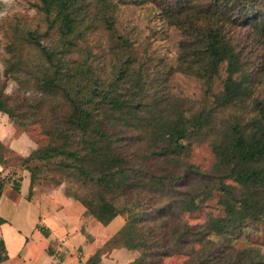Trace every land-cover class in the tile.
Returning a JSON list of instances; mask_svg holds the SVG:
<instances>
[{
	"label": "trees",
	"instance_id": "trees-1",
	"mask_svg": "<svg viewBox=\"0 0 264 264\" xmlns=\"http://www.w3.org/2000/svg\"><path fill=\"white\" fill-rule=\"evenodd\" d=\"M146 1L131 0L139 4ZM150 4L182 34L180 57L188 58L182 63L185 71L209 84L219 68L225 66L222 92L220 96L211 95L215 107L251 100L252 116L244 123L230 126L225 144L211 145L223 167L216 176L214 189L221 193L224 217L210 218L199 225L183 221L182 212L201 208L196 202L200 193L187 194L175 203L167 186L177 178L146 172L144 161L148 156L127 150L121 120L125 121V113L133 115V108L119 98L115 82L105 84L93 77L90 68L69 57L68 53L78 49L77 42L84 38V33L101 25L114 40L119 58H123L117 68L118 78L125 76L136 83L140 74L130 70L134 61L132 43L127 36L117 33L115 5L107 0H94L92 5L88 0H38L36 7L43 13L47 31L54 30L57 35L52 44H42L33 32H16L39 52L46 66L41 83L60 90L68 104L67 113L58 120L53 117L46 128L48 144L21 156V167L29 174V193L32 179L39 171L37 165L29 163L50 161L56 169L76 175L78 181L94 190L85 197L66 191L67 197L84 207L86 215L102 225L124 216L121 228L82 264H99L104 255L121 248L137 253L128 264H165L164 258L174 255L186 257L182 264H264V249L236 248L225 236L240 231L245 220H264V99H251V76L245 74L246 61L232 42L230 32L231 28H248L254 31L256 42L264 45V0H152ZM152 104L157 106L159 101ZM0 113L14 118L13 107L2 95ZM208 115V111H199L188 118L178 114L171 121L154 120L155 128L160 129H155L156 135L166 139L156 152L148 154L182 152L184 140L190 134L206 129ZM149 129L146 128L147 132L154 134ZM136 133L135 139H142L141 132ZM3 148L0 141V150ZM55 157L60 158L52 162ZM195 175L202 180L210 178L208 174ZM6 183L7 177L0 173V199ZM12 189L18 193L19 184L13 182ZM5 222L0 216V225ZM35 228L47 236L43 227ZM210 235H221L223 240L215 241ZM0 248L4 251L1 262L6 259L2 240ZM47 252L52 255V251Z\"/></svg>",
	"mask_w": 264,
	"mask_h": 264
},
{
	"label": "rangeland",
	"instance_id": "rangeland-1",
	"mask_svg": "<svg viewBox=\"0 0 264 264\" xmlns=\"http://www.w3.org/2000/svg\"><path fill=\"white\" fill-rule=\"evenodd\" d=\"M88 1L91 5L94 3V0ZM107 1L115 5L117 33L127 36L132 43L134 61L130 70L135 75L137 72L140 74L137 75L136 83L125 76L118 78L117 68L123 58H119L114 40L101 25L86 31L84 38L77 42L78 49L72 54L68 53L69 57L90 68L93 77H98L105 84L115 82L114 90L119 94V98L133 108V115L125 113V121L121 120L122 136L125 137L127 150L135 152L138 156H148L144 161L146 172L158 177L170 174L174 179L177 178L167 186L175 203L178 204L179 198L187 194L200 193L201 196L196 202L201 208L195 212H182L183 221L190 225H199L210 218L224 217V207L220 203L221 193L214 189L216 176L222 173L223 167L213 154L211 145L225 144L230 136V126L234 123H244L252 116L250 98L229 107H215L211 95L220 96L222 92L226 75L224 65L219 68L218 75L209 84L189 74L182 65L183 61L188 60L187 56L184 59L180 57L182 34L163 20L162 14L150 4L152 0L143 4L133 3L131 0ZM37 4L38 0H0V96L7 97L14 115L12 120L7 117L6 133L3 135L7 143H3L4 148L0 150V173L7 177L3 201H7V197L17 201L23 192L27 202L39 204V215L43 224L54 231L59 229L62 237L66 236L65 232L70 233L69 228L74 229L75 235L67 238L64 245L69 249L77 247L72 251L71 257L74 264H80L84 260V254L89 256L94 253L121 228L124 216L119 215L107 225H102L86 215L84 207L67 197L66 191L85 197L94 190L90 191L91 186L82 184L76 175L56 169L50 161L34 160L29 163L39 167L32 179L29 193V174L21 167L23 158L8 145V142L30 144L32 150L44 147L49 142V137L44 132L49 128L52 118L58 120L68 111L63 93L41 83L46 66L39 52L29 45L22 35L16 34L17 30L29 31L33 32L42 44L54 43L57 35L54 30L47 31L43 13L36 7ZM230 32L232 42L241 50L242 58L246 61L245 74L251 76V99H264V45L256 42L254 31L248 28H231ZM154 100L159 101L157 106L152 104ZM199 111H208L209 123L206 129L190 134L188 140H184L185 148L182 152L161 156L148 154L156 152L159 146L165 144L166 139L162 135H156L155 129H160L159 126L155 128L154 120L171 121L177 118L178 114L188 118ZM16 121L26 125H19ZM147 127L150 128L149 131H154V134L147 132ZM131 129L141 132L142 139H135L134 135L138 133ZM59 158H53L52 162ZM188 165L193 167L188 168ZM201 173L208 174L210 178L202 180L195 175ZM13 182L19 184L18 193L12 189ZM226 183L233 184L229 180H226ZM34 209L30 204H27L26 208L20 206L17 221L28 225L33 218ZM0 213L8 218L14 215L13 211L7 210L6 204L1 206ZM66 222L69 226L64 227ZM225 236L236 248L255 247L262 250L264 220L256 223L245 220L240 231H233ZM37 238L34 236L33 242L42 249ZM209 238L220 242L223 240L221 235H210ZM8 245L12 249L9 241ZM28 248L27 246L24 249L21 256L27 253ZM39 251L31 250L34 253L32 261L38 259ZM46 251L55 254V249L50 245ZM133 253L136 256V252L129 251L130 255ZM3 254L4 251L0 248V256ZM120 257L121 261L125 260L122 255ZM185 259L183 255H174L164 258V262L182 264ZM22 260L23 258L15 257L5 264H30ZM102 260L101 258L99 264Z\"/></svg>",
	"mask_w": 264,
	"mask_h": 264
},
{
	"label": "crops",
	"instance_id": "crops-1",
	"mask_svg": "<svg viewBox=\"0 0 264 264\" xmlns=\"http://www.w3.org/2000/svg\"><path fill=\"white\" fill-rule=\"evenodd\" d=\"M6 123H8L7 116L3 113H0V141L2 143H7L6 138L3 139V135L6 133ZM8 145L12 149L16 150L21 156L27 155L28 151L32 150V146L30 144H26V145L22 143L11 144L8 142ZM4 195L5 193L3 192V195L0 199V208L3 204H6L7 210L13 211L14 215L8 218L4 215H1L0 213V216L6 220L5 223L0 225V240H2L6 251V259L1 261L0 264H5L7 261L15 257L18 259L23 258L22 261L30 264L31 262H33L32 264H74L72 262L73 257H71V255H72V251L75 250L77 247L73 246L71 249H69L68 246L65 247L64 245L65 242L67 241V238H69L72 235H75L74 229L69 228L70 233L65 232L66 236L62 237L59 229L54 231L51 227L49 228L47 225L43 224V221H41L39 215L40 214L39 204L35 205L32 204L31 202H27V200H25V196L23 192H21L19 200L17 201H15L13 198L10 197H7L8 198L7 201H3ZM27 204L33 205L35 209H34L33 218L30 219L29 221L30 223L28 225H24L22 221L21 222L17 221V215H18L19 207L23 206L26 208ZM29 211H31V208H29ZM16 221L18 224L15 223ZM36 225L41 226L45 229V231L47 232L46 237L38 233L37 229L35 228ZM63 226L67 227L69 225H67L66 222ZM60 227L62 229V224L60 225ZM34 236L38 237L37 241L39 242L42 249H40V247H37L33 242ZM8 241L11 243L12 249L9 247ZM49 245L52 249H55L56 255L54 253H52V255L48 254L46 250L49 247ZM27 246L29 247L28 248L29 250L24 256H21V254L23 253L24 249ZM31 250H35V251L40 250L39 251L40 253L38 254V259L32 261L34 253H32ZM121 255L125 259L124 261L120 260ZM89 256H86L84 254L83 256L84 260L82 261V263L85 262V260ZM133 257L134 254L130 255L129 251H126L125 249L122 248L113 249L107 255H104L102 257L103 260L101 264H128L133 259Z\"/></svg>",
	"mask_w": 264,
	"mask_h": 264
}]
</instances>
